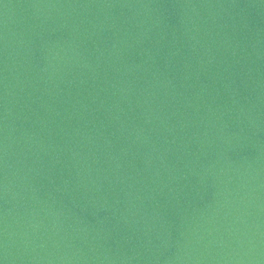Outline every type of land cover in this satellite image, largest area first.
<instances>
[{"label":"water","instance_id":"water-1","mask_svg":"<svg viewBox=\"0 0 264 264\" xmlns=\"http://www.w3.org/2000/svg\"><path fill=\"white\" fill-rule=\"evenodd\" d=\"M0 264H264V0H0Z\"/></svg>","mask_w":264,"mask_h":264}]
</instances>
